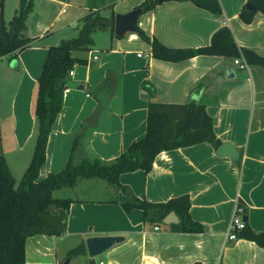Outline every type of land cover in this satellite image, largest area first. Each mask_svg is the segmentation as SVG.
<instances>
[{"label": "crops", "instance_id": "1", "mask_svg": "<svg viewBox=\"0 0 264 264\" xmlns=\"http://www.w3.org/2000/svg\"><path fill=\"white\" fill-rule=\"evenodd\" d=\"M0 1L5 7L9 0ZM12 1L17 13L20 0ZM33 1L27 34L34 42L12 60L19 72L12 97L13 127L9 147L6 144L1 148L16 182L8 158L10 155L20 175L32 160L37 81L49 48L66 39L67 30L74 29L78 34L80 20L92 8L100 10L101 15L107 11L111 15L127 14L146 0ZM218 1L222 15L199 8L191 0H165L143 13L137 26L146 36L171 49L209 46L213 35L228 27L239 47L264 57V14H255L253 22L246 24L240 12L248 0ZM107 33L108 48L95 49L93 38L90 52L73 53L76 58L86 59L87 64L75 65L70 73L40 180L61 172L70 159L75 163L86 158L116 160L146 135L150 101L205 104L215 121L217 137L222 143L232 144L240 158L233 162L229 157L217 156L216 148L203 143L160 153L149 173L138 170L120 175L121 186L141 201L166 203L188 195L191 218L204 227L199 234L173 232L171 226L177 224L167 226L164 221L163 225L146 224L139 209L126 213L122 204L127 193L101 179H82L73 188L61 189L57 191L64 194L60 198L72 200L67 229L59 236L28 238L25 264H60L73 247L82 243L85 252L74 258L78 262L87 258L86 264H96L88 255L86 240L105 236L124 240L104 253L99 264H264V248L255 242L227 241L239 202L245 207L248 225L264 232V68L248 65L241 69L234 60L220 56L167 62L155 59L151 45L138 33L114 38ZM108 85L110 106L103 108L93 93L98 95ZM95 111L99 112L98 121L92 128L85 120ZM74 141L79 143L75 153L71 150ZM62 242L72 248L63 250Z\"/></svg>", "mask_w": 264, "mask_h": 264}, {"label": "trees", "instance_id": "2", "mask_svg": "<svg viewBox=\"0 0 264 264\" xmlns=\"http://www.w3.org/2000/svg\"><path fill=\"white\" fill-rule=\"evenodd\" d=\"M191 1L213 14L223 13L218 0ZM160 3L159 0H146L138 8L147 13ZM247 4H253L256 11H248L244 6L240 18L244 23L251 24L255 14H264V0H248ZM2 7L3 3L0 1V8ZM33 10V0H20L13 19L8 24L0 21V59L7 57L14 60L34 42L27 34V23ZM115 16L113 13L110 17H105L100 10L92 8L80 20L75 37L63 39L57 46L49 48L37 81L34 102L33 114L37 125L35 149L18 185L0 150V264H25L28 238L59 236L66 231L72 200L58 198L55 192L73 188L82 179H101L127 193L123 209L126 213L135 209L142 210L146 224L163 225L164 219L173 212L180 219L179 224L171 226L173 232L199 234L204 231V227L191 218V200L188 195L166 203H151L139 200L119 182L120 175L124 173L138 170L149 173L155 158L164 151L203 143H209L218 149L222 142L215 133V121L203 103L163 104L150 101L146 135L133 142L116 160L105 162L99 158H86L75 163L70 159L61 172L50 173L40 180L41 169L47 161L49 137L63 108L70 73L75 65L87 64L86 59L76 58L73 53L90 52L95 44L93 34L96 31L110 32L113 38L117 37L114 34ZM136 27L138 35L151 45V53L155 59L180 62L197 56H220L232 60L243 59L249 66L264 68V57L239 47L228 27L218 30L209 46L198 49L167 48L157 39L146 36L137 24ZM238 204L244 207L241 202ZM245 215L244 207V217ZM239 239L255 242L264 248V232L254 231L247 222L239 233ZM83 252L84 243L72 249L67 258L77 257Z\"/></svg>", "mask_w": 264, "mask_h": 264}, {"label": "rangeland", "instance_id": "3", "mask_svg": "<svg viewBox=\"0 0 264 264\" xmlns=\"http://www.w3.org/2000/svg\"><path fill=\"white\" fill-rule=\"evenodd\" d=\"M15 14L16 13L14 11L13 1L9 0L8 4L5 7L0 8V21L2 20L4 24H8L13 19ZM68 15L65 17V19L68 18ZM102 15L109 16L111 15V13L107 11V12H103ZM65 34L67 38H71V37L76 36L77 31L75 32L74 29L67 30ZM93 38H95L96 40V47H94L95 49L103 50V49L108 48V47H105V45L109 41V34L107 32L96 31L93 34ZM99 53L101 54L102 52H99ZM14 65H15L14 61H11L9 58L0 60V150L2 147L6 148V144H7V148L9 147V139L12 135L11 133V129L13 127L12 97H13L14 90L18 85L17 78L19 74L18 69L14 68ZM93 96H94V99H96L95 92L93 93ZM33 117H34V114H33ZM36 137H37V125L35 128V134H34V138L32 142H36ZM78 149H79V143L78 141H74L72 144L71 150L72 152L75 153L76 151H78ZM8 159L13 169V172L15 173L18 179L17 181V185H18L25 172L22 173V175L18 174L17 169L14 167V164L12 163V159L10 155ZM66 189H69V188H66ZM55 196L60 198L64 196V194L62 191L55 192ZM76 197H79V195H77ZM60 247L63 248V250H66L68 248L71 249L72 245H69L68 242H62L60 244ZM104 256L105 254H102L101 256L93 258V260L95 261L96 264H99L100 259L104 258ZM86 259L84 261L82 258L81 260H79V262L77 258H74L72 260L74 264L75 263L77 264V262L78 264H86Z\"/></svg>", "mask_w": 264, "mask_h": 264}, {"label": "water", "instance_id": "4", "mask_svg": "<svg viewBox=\"0 0 264 264\" xmlns=\"http://www.w3.org/2000/svg\"><path fill=\"white\" fill-rule=\"evenodd\" d=\"M163 2L165 0H159ZM246 9L248 11H256V8L253 4H247ZM143 14V10L140 8L134 9L133 11L127 14H117L115 16V25H114V34L117 37H123L127 33H137V20ZM111 98V86L108 85L104 90L96 95V100L103 108H109ZM98 111H95L88 119L85 120V123L89 127H94L98 121ZM217 156L229 157L233 162H237L240 158L238 150L230 143H222V145L216 151ZM244 221L247 222V218L244 217ZM179 218L175 213H170L165 219V225L178 224ZM123 237L116 236H105V237H90L86 240V247L88 255L91 258L101 256L110 250L114 245L123 242ZM71 257H68L60 264H70ZM193 264H201L199 262Z\"/></svg>", "mask_w": 264, "mask_h": 264}, {"label": "built area", "instance_id": "5", "mask_svg": "<svg viewBox=\"0 0 264 264\" xmlns=\"http://www.w3.org/2000/svg\"><path fill=\"white\" fill-rule=\"evenodd\" d=\"M140 56V55H139ZM97 59V57H95ZM235 65H238L241 69H246L248 64L243 59H235ZM245 227L244 221V207L237 204L234 210L233 217L230 222L229 231L227 234L228 243H233L239 240V233ZM155 230H159V227H155ZM103 264V263H101ZM208 264V263H205Z\"/></svg>", "mask_w": 264, "mask_h": 264}]
</instances>
